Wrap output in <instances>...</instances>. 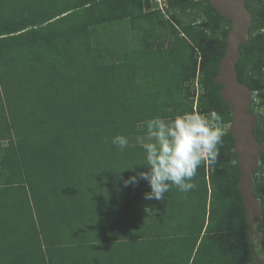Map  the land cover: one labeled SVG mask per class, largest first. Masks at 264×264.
<instances>
[{
    "label": "trees",
    "instance_id": "obj_1",
    "mask_svg": "<svg viewBox=\"0 0 264 264\" xmlns=\"http://www.w3.org/2000/svg\"><path fill=\"white\" fill-rule=\"evenodd\" d=\"M151 3L0 0V264H255L230 131L197 129L201 157L176 129L231 123L214 82L230 22L207 0H166L168 19ZM245 3L235 71L264 146V0ZM262 174L264 152V260Z\"/></svg>",
    "mask_w": 264,
    "mask_h": 264
},
{
    "label": "water",
    "instance_id": "obj_2",
    "mask_svg": "<svg viewBox=\"0 0 264 264\" xmlns=\"http://www.w3.org/2000/svg\"><path fill=\"white\" fill-rule=\"evenodd\" d=\"M207 1L219 16L230 22V29L225 37L224 54L219 62V71L214 82L222 87L220 97L230 107L232 114L229 131L233 138L240 171L237 187L245 209L255 264H264L259 253L262 234L257 231L263 221L261 199L253 192L255 172L261 166L264 146L253 134L258 115L249 112L253 103L252 92L246 84L238 81L235 71V65L241 57L239 48L249 42L250 29L253 25L252 14L247 9L245 0Z\"/></svg>",
    "mask_w": 264,
    "mask_h": 264
},
{
    "label": "rangeland",
    "instance_id": "obj_3",
    "mask_svg": "<svg viewBox=\"0 0 264 264\" xmlns=\"http://www.w3.org/2000/svg\"><path fill=\"white\" fill-rule=\"evenodd\" d=\"M191 1H198V0H191ZM151 4H156V6H152L151 5V9H149V11H154V10H159L161 12V16L164 19H168L170 17L169 14H167L166 12V0H151ZM227 27L218 29L217 32H213L214 36L209 35L210 39H215L216 40H212L210 42H213V44L215 46H217V44H219V42H221L222 40V36L223 34H226L228 32ZM262 30H259V33H262ZM210 34V33H209ZM30 59L32 58V55H29ZM28 65H32V62H28ZM27 65V66H28ZM196 82V83H195ZM194 98L197 99V97H199L202 94V91L200 89V85L199 82L197 81V78L194 81ZM14 88L10 89V91H14ZM10 95V93H9ZM12 95H10L11 97ZM255 93H252V99H253V104L254 101L257 102L254 99ZM12 101H14V99L11 97ZM20 101L25 102V100L21 99L19 100V103H21ZM226 111V107L225 105H221L220 106V113L224 114V112ZM261 112L260 109H257L256 107L254 108L253 113L258 115V113ZM215 119V117H206L205 119H202L201 116H196V117H184V118H178L176 120V129H177V134H178V138L180 140H188L190 141L193 146L196 148L197 153L199 154V156L202 157V155H204V149L200 148V141H199V136L196 134L197 129H200V131H205L203 128L206 127L207 129H209L212 132V135L210 137L207 138V140L204 141L205 144H207L208 142H210L211 140H213V138L215 137L216 134H221L223 132H226L228 130H230V124H224L222 126H211V123L213 122V120ZM206 124H209L210 126H207ZM262 176L264 177V174H262Z\"/></svg>",
    "mask_w": 264,
    "mask_h": 264
},
{
    "label": "crops",
    "instance_id": "obj_4",
    "mask_svg": "<svg viewBox=\"0 0 264 264\" xmlns=\"http://www.w3.org/2000/svg\"><path fill=\"white\" fill-rule=\"evenodd\" d=\"M203 157L205 156V150H204V155H202Z\"/></svg>",
    "mask_w": 264,
    "mask_h": 264
},
{
    "label": "flooded vegetation",
    "instance_id": "obj_5",
    "mask_svg": "<svg viewBox=\"0 0 264 264\" xmlns=\"http://www.w3.org/2000/svg\"><path fill=\"white\" fill-rule=\"evenodd\" d=\"M155 1V0H154ZM156 5V4H155Z\"/></svg>",
    "mask_w": 264,
    "mask_h": 264
}]
</instances>
